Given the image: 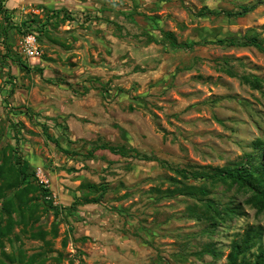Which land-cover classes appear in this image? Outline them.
<instances>
[{
	"label": "rangeland",
	"instance_id": "1",
	"mask_svg": "<svg viewBox=\"0 0 264 264\" xmlns=\"http://www.w3.org/2000/svg\"><path fill=\"white\" fill-rule=\"evenodd\" d=\"M256 1L4 0L0 164L18 157L39 190L29 193L33 216L25 209L0 256L22 259L9 264H225L249 227L264 245V210L248 202L250 191L174 171H210L248 153L264 160V53L182 47L224 37L264 43V1L239 17L199 14ZM27 34L36 37L35 57L24 52ZM104 142L166 164L96 148ZM185 184H205L208 197L241 213L210 232L197 218L202 202L179 192ZM207 244L217 257L199 255Z\"/></svg>",
	"mask_w": 264,
	"mask_h": 264
},
{
	"label": "trees",
	"instance_id": "2",
	"mask_svg": "<svg viewBox=\"0 0 264 264\" xmlns=\"http://www.w3.org/2000/svg\"><path fill=\"white\" fill-rule=\"evenodd\" d=\"M264 0H258L254 3L241 6L238 11H218L215 12L208 7L202 8L200 15L214 14L225 15L227 17H239L253 11L256 7L263 3ZM4 0H0V7H4ZM62 9H60L61 11ZM64 10V9H63ZM57 13V12H55ZM68 14L64 15L67 18ZM196 45H217V46H253L259 51L264 53V43L256 36L249 37L243 41H238L234 37H224L215 39H202L182 45L183 48H192ZM29 69L28 65H20ZM230 75L234 76L233 71H228ZM245 83H249L253 87H259L261 82L257 76L243 75L240 77ZM255 145H259L261 148L263 145L262 139H257ZM96 148L106 149L112 153L119 154L121 156H131L137 159L158 161L161 164H166L165 160H160L152 155L141 154L137 149L127 148L126 145H114L107 142L96 145ZM133 152V153H130ZM88 156H93V149L88 152ZM257 156L252 153L246 155V159L240 160L233 165H225L222 167L212 168L210 171L204 170H189L187 168H174L176 174L183 179H204L211 183L224 182L229 186L236 185L240 190H248L251 192L248 202L257 208V211L264 210V160L255 162ZM18 157L9 162L4 159L0 164V200L2 213L6 216V221L2 225L0 221V248L3 247V238L9 236L14 224L19 222H26V212H29L30 217L33 216L35 210L31 202L29 193L39 190L38 185L30 181H26L27 173L21 165V161ZM177 182H182L181 179H174ZM178 190V189H175ZM12 191V195L8 192ZM179 192L182 194H188L194 198H198L204 206L203 211L198 214V219H206L210 222V232L214 230V227L224 222L227 218H232L233 215L241 213L237 208H231L229 206L221 207L220 204L207 196L209 189L205 184H185ZM85 202H98L99 198L86 199ZM58 215V209L54 210ZM16 213L20 216L18 220H15L12 216ZM4 219V218H3ZM39 234V235H37ZM36 236H42L43 232H38ZM261 235V231L255 227H249L246 229L244 235L240 240H233L230 244V251L227 254V260L225 264H264V245L257 244V237ZM257 245V246H256ZM255 250H252L255 248ZM205 249L199 252V255L204 253H210L214 257H217L219 251L215 249L211 244H207ZM5 258L0 256V264H9L19 260L20 257L9 255L5 251L1 252Z\"/></svg>",
	"mask_w": 264,
	"mask_h": 264
},
{
	"label": "built area",
	"instance_id": "3",
	"mask_svg": "<svg viewBox=\"0 0 264 264\" xmlns=\"http://www.w3.org/2000/svg\"><path fill=\"white\" fill-rule=\"evenodd\" d=\"M36 37L33 34H27L24 37V52L29 56V57H35L37 54V49H36Z\"/></svg>",
	"mask_w": 264,
	"mask_h": 264
}]
</instances>
